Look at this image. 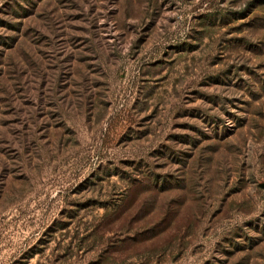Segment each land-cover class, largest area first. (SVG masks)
Here are the masks:
<instances>
[{
    "label": "rangeland",
    "instance_id": "374dc122",
    "mask_svg": "<svg viewBox=\"0 0 264 264\" xmlns=\"http://www.w3.org/2000/svg\"><path fill=\"white\" fill-rule=\"evenodd\" d=\"M0 264H264V0H0Z\"/></svg>",
    "mask_w": 264,
    "mask_h": 264
}]
</instances>
